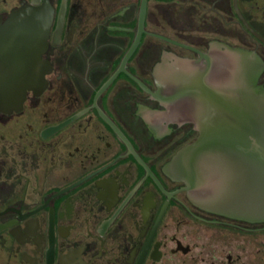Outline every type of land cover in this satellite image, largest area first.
Wrapping results in <instances>:
<instances>
[{
    "label": "flooded vegetation",
    "instance_id": "1",
    "mask_svg": "<svg viewBox=\"0 0 264 264\" xmlns=\"http://www.w3.org/2000/svg\"><path fill=\"white\" fill-rule=\"evenodd\" d=\"M141 6L0 0V26L39 16L5 66L29 88L0 109V264H264V222L201 209L170 173L200 132L153 97L165 57L213 43L256 54L264 87V0H148L142 24Z\"/></svg>",
    "mask_w": 264,
    "mask_h": 264
},
{
    "label": "water",
    "instance_id": "2",
    "mask_svg": "<svg viewBox=\"0 0 264 264\" xmlns=\"http://www.w3.org/2000/svg\"><path fill=\"white\" fill-rule=\"evenodd\" d=\"M147 3L142 0L141 24ZM38 18L24 10L0 26L1 110L17 108L26 97L29 85L19 77L22 74L9 78L13 72L5 66L20 60L14 52L21 50V35L37 26ZM262 69L256 54L213 43L197 60L165 57L155 69L159 91L153 94L176 105L186 100V121L200 132L194 144L176 155L170 173L186 182L201 209L252 223L264 222V87L258 83ZM181 162L190 165H174Z\"/></svg>",
    "mask_w": 264,
    "mask_h": 264
},
{
    "label": "rangeland",
    "instance_id": "3",
    "mask_svg": "<svg viewBox=\"0 0 264 264\" xmlns=\"http://www.w3.org/2000/svg\"><path fill=\"white\" fill-rule=\"evenodd\" d=\"M155 7V2H151L150 4V15L152 18H160L159 13L157 10L154 8Z\"/></svg>",
    "mask_w": 264,
    "mask_h": 264
}]
</instances>
